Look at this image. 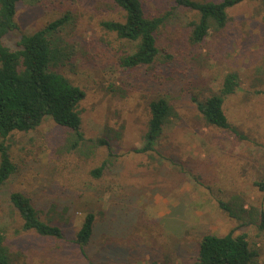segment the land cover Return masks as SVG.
Here are the masks:
<instances>
[{"label":"rangeland","instance_id":"374dc122","mask_svg":"<svg viewBox=\"0 0 264 264\" xmlns=\"http://www.w3.org/2000/svg\"><path fill=\"white\" fill-rule=\"evenodd\" d=\"M143 2L148 14L165 19L157 59L132 69L118 61L132 45L101 26L122 20L110 0L17 3V28L3 40L11 49L22 34L67 15L57 36L72 55L56 71L84 92L77 105L84 138L105 137L113 156L105 147L68 151L70 131L50 117L5 139L16 172L0 191V245L14 264H192L206 234L245 235L257 264H264V0L227 9L225 27L209 30L199 45L188 40L194 12L173 0ZM227 73L239 80L223 103L237 133L206 125L194 102L217 92ZM158 97L175 116L154 152L136 153L148 104ZM105 159L102 176L93 178L90 170ZM14 191L28 196L63 236L23 230L8 203ZM87 213L94 215V233L81 251L73 240Z\"/></svg>","mask_w":264,"mask_h":264},{"label":"trees","instance_id":"16d2710c","mask_svg":"<svg viewBox=\"0 0 264 264\" xmlns=\"http://www.w3.org/2000/svg\"><path fill=\"white\" fill-rule=\"evenodd\" d=\"M18 1L0 0V191L16 172L5 139L14 132L34 130L45 117H50L56 125L70 131L64 142L68 151H78L84 147L86 154H90L92 147H105L109 157L113 156L110 142L105 137L88 141L84 138L77 110L84 92L56 71V68L68 63L72 55L70 45L57 36L68 20L67 15L52 20L32 33L22 34L17 48L11 49L3 40L17 28L14 18ZM243 1L246 0H173L177 7L195 13L194 19L188 23V40L192 45L202 43L209 30L223 29L227 22V9ZM110 2L122 11V20L102 21L101 26L132 45L129 52L120 54L119 64L129 69L153 64L158 56L157 37L164 25L165 15L148 14L143 0ZM238 86V76L227 73L217 92L203 101L195 99L196 109L206 125L237 133L226 119L223 103L225 98L235 93ZM148 109L146 131L142 136L141 147L134 150L136 153L154 152L164 127L175 116L173 107L164 97L151 100ZM108 162L107 159L103 160L90 170V175L99 179ZM259 186L264 191V184ZM8 203L20 217L23 230L53 239L63 236L59 226L40 218L33 202L24 193H9ZM220 205L228 213L231 212L227 204ZM94 221V215L87 213L75 235L73 243L81 251H85L91 242ZM257 257L258 253L250 248L243 234H206L200 239L192 264H257ZM0 264H14L6 248L1 245Z\"/></svg>","mask_w":264,"mask_h":264}]
</instances>
